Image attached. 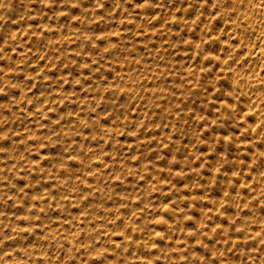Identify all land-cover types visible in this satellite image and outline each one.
Returning a JSON list of instances; mask_svg holds the SVG:
<instances>
[{
  "label": "bare ground",
  "instance_id": "obj_1",
  "mask_svg": "<svg viewBox=\"0 0 264 264\" xmlns=\"http://www.w3.org/2000/svg\"><path fill=\"white\" fill-rule=\"evenodd\" d=\"M0 264H264V0H0Z\"/></svg>",
  "mask_w": 264,
  "mask_h": 264
}]
</instances>
